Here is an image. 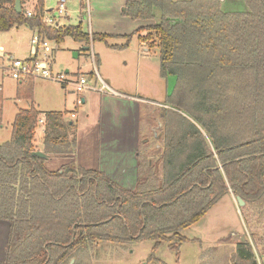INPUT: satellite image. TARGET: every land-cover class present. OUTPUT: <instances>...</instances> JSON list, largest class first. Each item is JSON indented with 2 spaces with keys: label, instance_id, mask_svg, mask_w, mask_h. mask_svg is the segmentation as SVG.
Segmentation results:
<instances>
[{
  "label": "trees",
  "instance_id": "16d2710c",
  "mask_svg": "<svg viewBox=\"0 0 264 264\" xmlns=\"http://www.w3.org/2000/svg\"><path fill=\"white\" fill-rule=\"evenodd\" d=\"M21 1L0 0V32L27 25L57 44L106 41L112 35L85 32L81 24L49 27L44 0L27 14ZM247 10L224 11L221 0H129L124 14L151 21L147 30L160 50V74L175 76L163 107L162 150L138 155L133 189L100 169L67 161L57 169L48 158L72 156L77 137L62 112L45 113L42 147L35 145L40 112L17 113L11 138L0 143V220L9 223L5 264H79L101 241L127 246L167 242L180 254L182 231L200 221L223 196H241L264 216V0H244ZM111 45V47H123ZM1 89V88H0ZM19 98H33L32 77ZM3 95L0 90V125ZM216 248V247H214ZM202 255L200 264H213ZM225 264H260L251 244L232 247Z\"/></svg>",
  "mask_w": 264,
  "mask_h": 264
},
{
  "label": "rangeland",
  "instance_id": "374dc122",
  "mask_svg": "<svg viewBox=\"0 0 264 264\" xmlns=\"http://www.w3.org/2000/svg\"><path fill=\"white\" fill-rule=\"evenodd\" d=\"M66 1L69 18L62 17L60 23L62 25H78L81 22L83 29L89 32V26L92 27L93 22H95V13L91 11L90 17L85 12L83 13L81 11V0ZM86 1L84 2L86 3ZM226 1L236 6L234 10L244 9V7L247 10L244 0ZM48 2L49 8L57 7L58 0H48ZM90 3V5L96 4L97 6L101 5L103 8H110V10L115 7L117 9V0H90ZM125 6L121 8L124 16H126L124 14ZM223 8L225 9V6ZM109 13L112 12L109 11ZM115 26L117 25L113 24V28ZM31 38L32 31L28 26L15 27L9 31L0 32V46H4V51L0 50V56L10 55L9 57L22 59L28 57L30 55ZM125 41L119 38H110L108 43L96 41L93 45L89 44V50H84L83 45L76 42L71 36H67L60 44L52 40L50 42L54 45V50L50 53V57L54 61L53 72L66 74V70H69L71 75L83 74L87 77L94 76L96 78L99 76V72L105 74L104 72L108 71L117 83L121 82L125 87L129 86V89L137 87L142 96L166 102L163 97L164 89L166 90L168 86H171V88L174 86L168 85L170 82H167L166 78H163L159 72L160 56L158 49L152 50L138 68L136 59L138 42L136 38H133L127 46L111 47L115 43ZM7 62H2L0 58V78L2 75L1 67L7 65ZM5 77L9 78L11 76L7 74ZM92 83H94V80ZM58 85L62 87V84L58 81L36 77L35 95L42 104L40 108L52 110L54 108L52 106H63L64 100H67V108L74 107L73 100L77 98V95L72 92L73 88L68 86L63 91L59 89ZM86 90L79 93L80 98ZM50 96L54 98L53 102H50ZM14 106V100L9 99L8 118L11 117ZM158 109L161 110L162 108L159 107ZM149 147V150L155 148V143H152ZM149 150L143 149L144 154H149ZM161 150L162 147L160 150L156 149L155 152L159 153ZM156 153L155 155L153 153L149 155L156 160L158 158ZM56 163L57 160L53 156L46 161V166L49 169H54ZM228 199L226 197L213 208L206 219L202 218L181 232L189 240L181 243L179 256L169 247L167 242H163L155 250V256L159 261L151 262V264H200L203 253H205L204 256L207 255L206 258L210 256V262L213 264H225L224 261L227 260V256L232 249L229 245L232 239L229 241L228 239L222 240L224 236L231 234V231H228L227 228L237 232L238 236L236 238L243 235L253 247L256 256H259L260 264H264V255H262V250L264 251V216L259 215L262 210L261 206L245 204V207L233 205L234 208H232ZM232 238L234 237L232 236ZM153 245V242L149 240L127 246L101 241L91 244L87 248L88 256L82 257L79 264H149L148 259L152 254ZM75 263L77 261L74 259L70 262V264Z\"/></svg>",
  "mask_w": 264,
  "mask_h": 264
},
{
  "label": "crops",
  "instance_id": "0c3cea01",
  "mask_svg": "<svg viewBox=\"0 0 264 264\" xmlns=\"http://www.w3.org/2000/svg\"><path fill=\"white\" fill-rule=\"evenodd\" d=\"M84 1L85 0H81V11L84 13V8L86 7V5H88L89 17L91 15V11L95 13V22H93L92 27L89 26V33H106L112 35L110 38H119L124 41L126 40L125 42L113 44L119 46L125 43L129 45L131 40L133 38H136L138 42L136 49L138 68L141 66L142 61L150 55L152 50H155L157 48L160 56V50L158 46H156V43L152 39L150 40L145 38V35L148 33L147 30H143L139 33L134 34L127 42V39L125 38L126 35L132 34L140 27L152 23L151 21L133 20L129 17L124 16L121 12V8H123L129 0H117V9L115 7L112 8V10H110V8H103L101 5H90V0H87L86 3ZM35 2L36 0H29L27 2L26 7L28 8V10L32 9ZM224 6L225 9L223 8ZM221 7L224 11L229 12L245 11V7L244 9L239 8L238 10H234L236 9V6H233L229 3V1L226 0H221ZM44 9H47L49 12L53 9L49 8L48 0H44ZM109 11L112 13H109ZM61 18L62 17H59L57 19L60 27L68 26L66 24L62 25L60 23ZM65 18H69V12L68 15L65 16ZM107 23L112 26H109ZM113 24H116L117 26L113 28ZM29 28L32 31L33 38L34 35L38 33V30L36 28ZM82 30L85 31L83 27ZM32 38L30 40V55L28 57H25L24 59L40 57L41 49L38 50V54H33ZM110 38H108L105 42L108 43V40ZM78 43L82 44V47H90V45H87L84 42ZM91 44L93 45L95 44V42H91ZM0 50L4 51L3 45L0 46ZM9 56L10 55H5L3 57L0 56V58L2 59V62H6L11 57H13ZM53 66L54 61L52 62V70H54ZM66 73H70L69 70H66ZM99 73V76L96 78L94 76L88 77L90 81L89 87L81 98L79 97L80 94L76 92L72 87V92L76 93L77 95V98L73 100V108H67V100H64L65 103L63 104V106H52L54 108L50 110L40 108L42 107V104L35 95L36 77H32L33 98H19L17 95L18 88L22 80H16L12 77L6 78L5 76L7 74L4 73V70L2 68L0 90L3 95V110L2 124L0 125V143H4L11 138L13 121L17 113H19L21 110L29 109L30 107L35 106V108L40 112V118L45 117V113L50 111L62 112L64 114L65 120H69L74 123V132L76 133L77 137V145L76 151L72 156H54L57 160L54 169L59 168L63 163L67 161H74L85 168L100 169L104 171L107 176L117 181L119 184L126 188H135L138 180L139 153L141 151L143 152V149L149 150V146L152 143H155V148H152L153 150L150 149L149 154L153 153L155 155L156 149L160 150L162 147V137L164 135V131L162 128L164 125V120L163 115H161V110L158 108L171 106H169L165 101L160 102L158 100H152L142 96L137 87L134 89H129V86L125 87L123 83H117L116 80H113L110 72L108 71H105V74H102L101 72ZM93 80L94 83H92ZM165 80H167V82H170L168 83V85L174 86L176 77L169 76ZM65 88L66 87L64 85H62V87L59 86V89L63 91L65 90ZM172 88L171 86H168L166 90L164 89V99H166V97L172 92ZM9 99L14 100L15 105L13 107L14 110L11 112L10 118H8ZM79 99L82 100V103H79ZM49 100L50 102H53L54 98L50 96ZM44 136L45 126L40 124L37 128L35 136V145L38 149L42 147ZM50 158L52 157L49 156L48 159ZM226 197L229 198L228 200L232 208H234L233 205L238 207L236 196H234L231 192L230 194L223 196L218 202H216L203 217V219H206V216H208L210 211L218 204H220V202H222V200ZM9 228V223L7 221L0 220V264H5L9 238ZM229 229L231 228H227L228 231H231V234H229L228 236H224L222 240L228 239L229 241L230 239H232L229 242L230 247H236L239 242H247L243 235H241L239 238H236L238 236L237 232ZM232 236L234 238H232ZM262 255H264L263 250ZM257 258L258 260H260L259 256H257Z\"/></svg>",
  "mask_w": 264,
  "mask_h": 264
},
{
  "label": "built area",
  "instance_id": "2783aa9c",
  "mask_svg": "<svg viewBox=\"0 0 264 264\" xmlns=\"http://www.w3.org/2000/svg\"><path fill=\"white\" fill-rule=\"evenodd\" d=\"M86 14L89 15V7L86 5L84 8ZM30 16L31 10L27 11ZM68 10L66 6V0H59L56 8L52 11L44 9L42 12V21L49 27H60L58 18L67 16ZM51 40L43 38L37 33L32 38V50L33 54H38V50L41 49L40 57H33L31 59L10 58L7 65L3 66V70L6 74L10 75L16 80H25L29 77H41L45 79L55 80L60 82L65 87L71 86L78 93L86 90L89 87V78L86 75L79 74L77 76H71L70 73H54L52 70V58L50 53L54 50V45L51 44ZM104 87V86H103ZM105 88V87H104ZM103 88V89H104ZM79 103L82 100L79 99ZM45 126V117L39 119V125Z\"/></svg>",
  "mask_w": 264,
  "mask_h": 264
},
{
  "label": "water",
  "instance_id": "95a60500",
  "mask_svg": "<svg viewBox=\"0 0 264 264\" xmlns=\"http://www.w3.org/2000/svg\"><path fill=\"white\" fill-rule=\"evenodd\" d=\"M15 8L18 12H21L22 10V7H21V1L20 0H16V3H15ZM89 46H84L83 49L84 50H89ZM34 155H37L39 157H42V158H48L49 156L41 151V150H36L33 152ZM236 201H237V204L239 206H244L245 205V201L243 200V198L241 196H236Z\"/></svg>",
  "mask_w": 264,
  "mask_h": 264
}]
</instances>
